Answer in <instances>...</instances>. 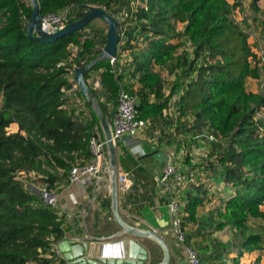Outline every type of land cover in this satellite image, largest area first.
Here are the masks:
<instances>
[{
  "label": "trees",
  "instance_id": "1",
  "mask_svg": "<svg viewBox=\"0 0 264 264\" xmlns=\"http://www.w3.org/2000/svg\"><path fill=\"white\" fill-rule=\"evenodd\" d=\"M257 1L252 0L253 9L264 14ZM37 2L40 17L70 7L68 23L81 18L91 6H100L111 15L117 6L131 9L130 0ZM139 2L135 12L130 10L129 15L125 11L133 28L122 23L123 49L131 52L140 84L136 92L138 116L152 122L167 104L163 79L154 64L169 66L181 73L178 76L188 78L176 102L179 116L191 111L197 132L208 127L223 138L229 137L217 156L223 179L232 183L235 194L218 210L214 229L231 226L241 235L240 248L232 259L241 264L244 251H264V226L251 228L248 224L253 218L264 220L260 209L264 204V114L258 116L264 111V91L246 88L247 78H258L261 73L251 60L248 34L231 17L226 0ZM32 8L29 0H0V264H52L55 252L51 243L63 238L62 216L36 189L25 187L17 173H32L31 181L39 185L34 183L36 188L53 189L61 178H67L76 160L89 159V139L98 130L102 134L87 102L90 113L85 119L67 108L65 91L76 84L68 78L70 70L101 52L95 48V36L103 29L94 27L92 20L53 42L41 41L26 34ZM178 22L184 23L182 30H177ZM88 28L92 36H84ZM116 30L119 34V25ZM182 36L191 44L190 53H177L181 42L169 43ZM73 45L75 54L70 52ZM115 65L114 73L109 59L104 58L85 74L87 79L91 70L103 69L101 84L112 110L96 99L106 119L117 106L120 83H125L118 61ZM180 81L178 77L173 91L181 89ZM12 122L19 124L23 133L8 132ZM195 185L185 204V218L190 221L196 219L202 203L200 188Z\"/></svg>",
  "mask_w": 264,
  "mask_h": 264
},
{
  "label": "crops",
  "instance_id": "2",
  "mask_svg": "<svg viewBox=\"0 0 264 264\" xmlns=\"http://www.w3.org/2000/svg\"><path fill=\"white\" fill-rule=\"evenodd\" d=\"M226 1L230 5L231 17L248 34L247 41L254 56L251 60L259 66L261 71L258 78H247L246 88L249 91L258 92V88L263 85L264 81V14L253 9L252 0ZM256 4L260 10L264 8V0H258ZM183 27L184 23L176 24L177 30H182ZM172 40H174L172 42L174 44L183 41H186V44L190 43L183 36ZM127 52L130 53L126 50L124 55ZM123 56H119L117 67L123 74L125 87L130 92L136 93L140 86L138 73L131 62L132 56L122 60ZM102 71V68L91 70L90 79L95 77L98 83L99 79L101 82ZM94 74L95 76H93ZM175 92L173 91V93ZM106 104L110 112L112 107L108 102ZM184 116L190 119L192 112L188 111L182 118ZM159 117L165 116L162 117L161 114ZM185 122H190L191 125L188 123L179 126L177 132H171L170 128L164 141L157 142L153 138H148L143 130L135 136H124L116 145L118 170L126 173L128 179L127 183L117 181L118 212L127 224L138 229H151L165 241L170 250L169 264H187V259L183 245L176 240L170 226L167 196L161 192L155 181V177L161 173L163 168H160L161 161L157 158L159 153L151 154V152L153 148H156L158 152L164 153L166 156L173 151L178 153L181 141H185L188 138L186 136L196 133V128L192 125V122L194 124L195 121ZM169 123L171 124V122ZM7 128L9 132L20 131L23 133L16 122H12ZM187 147L189 148L188 144ZM215 148L219 149L217 144L208 146V153L214 152ZM189 159L190 157L187 155L185 159L176 162L179 172L182 171L186 176L192 174L193 178V181L180 191L181 207L184 211L188 192L193 190L195 184L200 188L199 196L202 203L197 209L195 220L190 221L185 218L186 241L198 248L200 253L205 246L204 252L209 255L203 264H235L232 259L240 248L241 235L231 226H226L222 230H215L213 227L218 219V210H222L225 200L235 194L234 186L231 182L223 179V166L214 164V162L205 165L197 160L190 161ZM105 172L106 167L104 166V172L99 178L85 174L72 182L66 177L61 178L58 182L59 185H57L60 189L57 191V211L64 222L61 240L70 238L80 244L88 241L92 247V254L98 255L114 243L122 242L126 238L133 239L147 250L149 254L147 264H158L162 258V250L158 244L147 238L120 234L122 230L113 217L110 184L108 174L107 172L104 174ZM260 209L264 211V204L260 206ZM250 220L256 221L257 225L264 221L255 218ZM254 226L257 228L256 224ZM61 240L56 242L57 248L51 259L52 264H58L60 260L64 261L58 248V243ZM239 261L241 264H264V251H244ZM65 264L67 263L65 262Z\"/></svg>",
  "mask_w": 264,
  "mask_h": 264
},
{
  "label": "built area",
  "instance_id": "3",
  "mask_svg": "<svg viewBox=\"0 0 264 264\" xmlns=\"http://www.w3.org/2000/svg\"><path fill=\"white\" fill-rule=\"evenodd\" d=\"M70 7H65L58 13H50L41 17V25L43 30L48 33H53L66 25L69 20ZM127 16V13H124ZM118 25L120 28L119 38L116 44V54L114 56L109 57V62L112 65V72H117L116 70V62L119 56H123L126 52V49H123V45L125 44V27L118 20ZM60 64V63H59ZM57 64L56 66H59ZM160 66L154 64V70L159 71ZM75 67L70 70V74L74 73ZM70 90H66L65 93H68ZM264 91V89L260 90ZM180 93L182 90H178L172 95V100L177 102ZM137 104L138 97L136 93L130 92L126 87L125 83H120V89L118 93V103L117 106L110 116L107 119L109 123V128L111 132V138L115 144L119 143L124 136H135L139 132H142L146 129L147 123L149 120L140 118L137 113ZM177 106V105H176ZM172 107L178 113V116L175 115V111H172ZM175 108L172 103L167 108H163L162 116H174L172 118L174 121L179 120V112ZM189 119V118H188ZM194 117L191 116L189 121H193ZM93 135L89 139V149L91 151V156L87 160H76L75 163L70 167L67 179L69 181H74L78 179L82 175H90L94 178H99L104 172L105 160H106V150H105V139L102 134L97 133ZM194 138L197 139L198 135L195 133L193 135ZM182 147L178 153L186 154L187 148L184 144H181ZM175 151L167 154L166 162L162 168L161 173L155 177L156 184L161 189V192L166 194L167 196V208L170 215V226L173 231V234L178 242H180L186 254L187 264H202L201 259L198 255L197 250L187 243L185 231L183 228V217L187 215L181 209V202L179 200L180 191L186 187V185L193 181L192 174L186 176L185 174L178 171L175 161L173 159ZM181 173V174H180ZM17 179L22 180L24 182L25 187H29L30 189H36L41 198L49 205L57 209V200H58V192L54 189H48L46 187L36 188L35 184L31 181L32 173H26L24 171H19L16 176ZM126 173L117 171V181L126 182ZM57 244L51 243V250L56 253Z\"/></svg>",
  "mask_w": 264,
  "mask_h": 264
},
{
  "label": "water",
  "instance_id": "4",
  "mask_svg": "<svg viewBox=\"0 0 264 264\" xmlns=\"http://www.w3.org/2000/svg\"><path fill=\"white\" fill-rule=\"evenodd\" d=\"M32 4L31 17L27 20L26 34L35 39L53 42L59 37L72 33L76 30L82 29L90 21L95 18L103 19L107 24L106 43L101 52L92 61L82 66L76 67L74 70V78L76 85L80 89L85 101L92 108L96 114L100 128L105 139L106 151L108 154V163L106 172L110 184L111 192V209L113 217L119 224L122 233L129 234L134 237H142L152 240L162 250V258L158 264H169L170 250L165 241L158 236V234L151 229H138L127 224L120 216L117 209V152L116 146L111 138L109 123L103 115L98 105L96 96L92 89L86 82L85 74L91 67L101 59L109 58L116 54V44L118 42L117 26L118 21L100 6H91L89 11L77 20L67 23L57 31L48 33L41 27V17L39 15V5L37 0H29ZM18 128L21 126L18 124ZM159 153L157 158L161 161L160 168H162L166 161V155L158 152L156 148L152 149V153ZM59 252L63 256V260L67 264H147L149 254L139 243L133 239H124L122 242L112 244L108 249H104L98 255L92 254V247L89 242L78 243L76 240L64 238L58 243Z\"/></svg>",
  "mask_w": 264,
  "mask_h": 264
},
{
  "label": "rangeland",
  "instance_id": "5",
  "mask_svg": "<svg viewBox=\"0 0 264 264\" xmlns=\"http://www.w3.org/2000/svg\"><path fill=\"white\" fill-rule=\"evenodd\" d=\"M130 6H131V11L135 12V7H139V0H130L129 2ZM114 9H116L115 13L112 14L113 17L118 21L122 22L127 29L129 28H133V25L134 23L130 20H128V18L124 15L125 11L128 12V14L130 15V10L127 8V7H122V8H119L118 6L115 7ZM93 25L94 27L97 26L98 28H101L103 29V32L102 33H97V35L95 36V40H96V49L97 48H102L104 47L105 43H106V40H104V36L106 37V32H107V24L106 22L101 19V18H95L93 19ZM140 28V26L138 27ZM84 33V36H92V32L91 30L88 28V29H85L83 31ZM174 40H170L169 43H172ZM143 46H140L139 45V48H142ZM190 49V50H189ZM128 50V49H127ZM129 51V50H128ZM188 52L190 53L191 51V44L190 43H187L186 44V41H183L181 42V46L180 48L178 49L177 53L179 52ZM70 52L71 53H74L76 52V46H71L70 47ZM131 57V52L130 53H126L123 57H122V60H125V59H128V57ZM73 57V56H72ZM162 78H163V89H164V96H167L168 100H167V104L165 106V108H167V106L169 105L170 106V103H172L174 105L175 108H177L176 106V102L173 101L171 98H172V95H173V87H174V84L176 83V79L178 77H180V82H179V85H180V88L182 89L184 87V85L187 83V79L188 78H183V76H178V75H181V73L179 71H176L175 69L174 70H170L169 66H162L160 67L159 71H158ZM95 73V72H94ZM95 76V74L93 75ZM182 77V79H181ZM68 78L70 80H73L74 78V73H71L68 75ZM97 78L94 77V79H90V76L88 75V78L86 79V82L87 84L89 85V87L92 89V91L94 92V94L96 95V97H98V99L100 100V102L104 103L106 105V102L107 101V94H106V91L104 90V87L103 85L101 84L100 82V79H99V83L96 81ZM97 82V83H95ZM78 86H76V84H73L71 90L66 94L67 96V101L65 102L66 106L68 109H71L75 116H78L82 119H85L86 117L89 116V113H90V107L87 106L86 104V101L80 91V89L78 88ZM139 89V86L137 88V90ZM264 89V81H263V85L261 87L258 88V91ZM82 95H79V93ZM108 106V105H107ZM111 108V107H109ZM178 110V109H177ZM173 111H175V109L172 107V113ZM174 114V113H173ZM264 114V111L262 112H259L258 113V116H261ZM175 115L178 116V113L175 111ZM183 115L180 116L178 122L177 121H174L172 118H175L174 116L172 117H169L166 116L161 118V117H156L152 118V122L151 123H147V127L146 129L144 130V133H146V135L148 136V138H153L154 140H157L158 141H164L166 140V135L167 133L170 131V128H171V132L173 131H176L178 130V127L179 126H184L186 124H190V122H185V121H189L188 117L187 116H184V118H182ZM169 118V119H167ZM146 120H149L150 122V118H145ZM184 119V120H183ZM182 121H184V123H181ZM171 122V124L169 123ZM191 125V124H190ZM192 125H193V122H192ZM6 130L9 132V129L6 128ZM99 130H98V132ZM197 139L191 135V136H186L188 137L185 141H181V144H184L186 148L187 147V144L189 145V148L186 150V154H180V153H177L174 154V161H175V164L177 161H181L183 159H185L187 157V155H189L190 157V161H194V160H197L199 162H202L204 163L205 165H208L210 162H214V164H217V165H221L220 164V156H217V154L221 151V148H223L225 145H226V142H228L229 140V137L228 138H223L219 135H217L213 130L207 128V127H203L202 130L200 132H197ZM95 135V134H94ZM184 137V138H186ZM180 144V146L182 147V145ZM218 145V148H215L214 149V152H211V153H208V146H213V145ZM180 147V149H181ZM179 149V150H180ZM108 155L106 156V160H105V167H107V163H108ZM87 160V159H85ZM177 165V164H176ZM222 166V165H221ZM223 169V167H222ZM182 173V171H181ZM180 173V174H181ZM224 173V171H223ZM106 174V172L104 173ZM103 174V176H104ZM107 176V175H106ZM36 183V182H34ZM37 186H39L37 183H36ZM59 185V184H58ZM58 185H56L55 188H53L54 190L58 191L60 188L58 187ZM43 186H40V188H42ZM180 197V196H179ZM182 209V207H181ZM185 212V210H184ZM186 213V212H185ZM185 217H183V228H184V231H185ZM219 219L216 220V222L218 221ZM188 222V221H187ZM215 222V223H216ZM248 224L250 227L252 228H255L254 224H256V226H264V221L263 223H260L259 225H257L256 221H253V220H249L248 221ZM215 224H213V227H214ZM185 236H186V233H185ZM190 245H192L191 243H189ZM198 252V255L201 259V262L202 264L205 263V261L207 260L208 258V253H205L204 249H205V246H203L204 248H202L201 250H203L201 253L199 251L198 248H196L194 245H192ZM160 257V256H159Z\"/></svg>",
  "mask_w": 264,
  "mask_h": 264
},
{
  "label": "bare ground",
  "instance_id": "6",
  "mask_svg": "<svg viewBox=\"0 0 264 264\" xmlns=\"http://www.w3.org/2000/svg\"><path fill=\"white\" fill-rule=\"evenodd\" d=\"M41 27H42V25H41Z\"/></svg>",
  "mask_w": 264,
  "mask_h": 264
}]
</instances>
